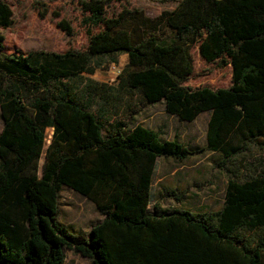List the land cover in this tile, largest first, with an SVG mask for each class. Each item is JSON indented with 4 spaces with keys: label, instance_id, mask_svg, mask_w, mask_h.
Masks as SVG:
<instances>
[{
    "label": "trees",
    "instance_id": "trees-1",
    "mask_svg": "<svg viewBox=\"0 0 264 264\" xmlns=\"http://www.w3.org/2000/svg\"><path fill=\"white\" fill-rule=\"evenodd\" d=\"M105 1L81 2L87 34L103 27L89 35L83 51L2 54L0 264H62L64 249L89 264H261L260 164L227 178L217 210L157 203L149 210L156 159L181 160L191 151L140 124L124 133L125 122L113 120L105 135L101 131L110 119L104 105L111 101L113 114L125 102L128 120L134 102H162L163 111L180 121L208 112L206 149L219 155L218 166L232 159L240 166L252 146L264 152V0H174L153 18L130 16V30L122 26L124 13L103 16ZM11 19L0 0V28ZM195 44L205 62L230 64L227 87L182 84ZM120 53L127 64L115 86L81 75ZM97 98L103 105L93 111ZM63 186L90 200L102 216L85 238L56 220Z\"/></svg>",
    "mask_w": 264,
    "mask_h": 264
},
{
    "label": "rangeland",
    "instance_id": "rangeland-1",
    "mask_svg": "<svg viewBox=\"0 0 264 264\" xmlns=\"http://www.w3.org/2000/svg\"><path fill=\"white\" fill-rule=\"evenodd\" d=\"M12 12L9 26L0 28L2 54L52 52L62 54L68 51H83L88 44L90 34L98 33L102 25L91 27L87 34L82 17L86 14L81 8L85 0H3ZM174 0H106L101 8L106 18L116 17L120 12L126 19L123 27L130 30L134 22L130 16L153 18L163 10L171 9ZM144 23V22H143ZM145 24H148L145 22ZM192 70L182 82L190 88L207 86L210 88L227 87L230 84L231 69L229 65H218L217 62L203 61L196 44L190 48ZM127 58L123 53L105 56L101 65L93 73H82L97 83L115 86L118 75L126 66ZM111 92V91H110ZM115 102L104 105L109 121L104 124L101 134L105 135L106 127L113 120L128 124L124 101L118 104V112L113 114ZM103 105L94 99L90 109L95 111ZM132 108L137 122L154 129L161 140H177L191 151L184 159L158 157L151 177L147 207L157 203L163 208H184L192 212L216 210L223 198V191L228 177L235 173L246 174L255 164L264 169V152L252 146L244 156L240 166L237 160H229L218 166L219 155L206 149V120L208 112L199 114L191 121H180L175 116L166 114L160 103L147 105L134 102ZM0 118V126H1ZM131 125V126H132ZM50 129L45 131V139L50 136ZM47 142L45 141V144ZM42 162V155L38 163ZM261 170V169H260ZM101 219L93 203L84 196L63 186L58 193L56 220L63 228L77 238H85L91 225ZM73 254V253H70ZM66 257L64 264H89L87 259L73 255ZM264 264V251L261 255Z\"/></svg>",
    "mask_w": 264,
    "mask_h": 264
},
{
    "label": "crops",
    "instance_id": "crops-1",
    "mask_svg": "<svg viewBox=\"0 0 264 264\" xmlns=\"http://www.w3.org/2000/svg\"><path fill=\"white\" fill-rule=\"evenodd\" d=\"M197 46V45H196ZM198 51V50H197ZM198 55H199V53H198ZM200 57V56H199ZM201 58V57H200ZM202 59V58H201ZM203 60V59H202ZM204 61V60H203ZM226 65H229L230 66V64L228 63V64H226ZM230 69H231V67H230ZM157 103H160L161 104V106H162V109H163V104H162V102H157ZM155 104V103H154ZM154 104H147V105H154ZM203 113V112H202ZM201 114V113H200ZM209 115V114H208ZM208 115H207V119H208ZM198 116V115H197ZM134 117H135V113L133 114V115H131V118H129V120L127 121V125H125V128H123V132L124 133H126V132H128L134 125H136L137 124V122H135V124L134 125H132V123H133V119H134ZM1 118V117H0ZM207 121V120H206ZM1 122H2V120H1ZM126 124V123H125ZM132 125V126H131ZM141 125V124H140ZM142 126H144V125H142ZM144 127H146V128H149V129H151V130H153V131H155L154 129H152V128H150V127H147V126H144ZM1 128H2V124H1V126H0V130H1ZM47 129H50V127H47V128H45V131L47 130ZM42 155V157H43V154H41ZM40 158V157H39ZM39 160V159H38ZM42 163V162H41ZM41 163H38V167H37V169H38V174H39V172H40V167H41ZM155 166V165H154ZM152 177V176H151ZM151 185V184H150ZM149 192H150V189H149ZM222 201H223V199L221 200V204H222ZM221 204H220V206L217 208V209H219L220 207H221ZM216 209V210H217ZM101 219H102V216H101ZM100 219V220H101ZM99 220V221H100ZM70 253H72L71 251H69V250H66V249H64L63 250V254H64V259H63V263L62 264H64V261H65V258L66 257H68V258H70L71 260H73V258H74V256L73 255H75L74 253L73 254H70ZM76 255H78V254H76ZM79 256V255H78ZM79 257H81V256H79ZM81 258H83V259H86V258H84V257H81Z\"/></svg>",
    "mask_w": 264,
    "mask_h": 264
},
{
    "label": "built area",
    "instance_id": "built-area-1",
    "mask_svg": "<svg viewBox=\"0 0 264 264\" xmlns=\"http://www.w3.org/2000/svg\"><path fill=\"white\" fill-rule=\"evenodd\" d=\"M51 130V129H50ZM50 133H51V131H50ZM48 137H49V135H48ZM46 142H48V140H46Z\"/></svg>",
    "mask_w": 264,
    "mask_h": 264
}]
</instances>
